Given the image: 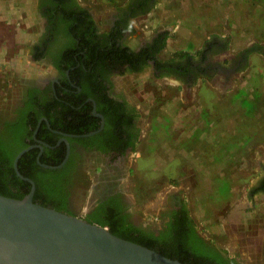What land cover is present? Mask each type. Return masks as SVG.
<instances>
[{"label":"rangeland","instance_id":"rangeland-1","mask_svg":"<svg viewBox=\"0 0 264 264\" xmlns=\"http://www.w3.org/2000/svg\"><path fill=\"white\" fill-rule=\"evenodd\" d=\"M78 1L102 21L103 29L116 8L127 3ZM44 22L37 0H0V105L9 107L24 84L52 72L32 56ZM133 24L140 41L146 34L167 32L163 59L198 62L208 42L223 41L225 49L209 60L232 70L243 51L262 48L248 54L229 79L216 74L206 85L200 81L189 88L169 78L146 75L135 82L130 76L117 82V90L141 111L142 142L120 179L133 220L160 229L171 197L180 195L201 236L216 240L242 264H264V193H256L264 173V126L255 128V119L234 99L247 89L264 99V0H155L150 13ZM221 185L231 189L227 198L217 195Z\"/></svg>","mask_w":264,"mask_h":264},{"label":"flooded vegetation","instance_id":"flooded-vegetation-1","mask_svg":"<svg viewBox=\"0 0 264 264\" xmlns=\"http://www.w3.org/2000/svg\"><path fill=\"white\" fill-rule=\"evenodd\" d=\"M126 1L105 21L108 27L103 29L102 21L78 0H37L45 22L39 43L33 46L32 56L52 72L26 83V91L34 89L38 99L33 108L38 121L32 135L25 138L29 144L26 148L31 147L29 151L34 152L24 166L27 171L34 169V162L40 170L60 171L72 162L68 175L74 182L69 187L67 209L62 213L87 221V217L100 205L107 204L106 208L109 205L116 207L120 215H130V222L140 226L132 218V206L122 193L120 179L142 142L141 111L122 91L117 90V82L129 80L130 76L136 82L147 75L151 80L169 78L179 86L187 84L189 88L200 81L206 85L217 75L229 79L246 62L247 49L232 70L222 69L209 60L212 53L225 49L223 41L208 42L206 50L199 53L198 62L186 58L182 65H177L176 60L172 63L173 60L162 58L164 48L159 51L160 40L168 37L167 32L146 34L148 38L140 41L133 24L135 18L150 13L155 0ZM131 42H137V46H131ZM96 46H100V50H95ZM80 56H83L81 62ZM93 58L95 63L87 65L86 60ZM13 86L17 84L13 82ZM15 97V101H9V107L6 103L0 105V113L9 112L12 121L18 118V111L26 103L22 100V93L17 92ZM4 98L8 99L7 96ZM63 105L74 111L64 114ZM111 117L115 119L111 120ZM2 121L0 130L4 126ZM112 121L116 124L112 125ZM52 122L58 127H53ZM120 128L125 132L122 135L118 133ZM72 131L82 133L69 134ZM60 148H65V157L60 165L41 162L44 159L53 163L61 156ZM45 166L60 167L50 169ZM16 175L31 185L27 196L35 185V196L36 182ZM262 184L264 173L258 187ZM168 208L172 211L176 207L174 203H168Z\"/></svg>","mask_w":264,"mask_h":264},{"label":"trees","instance_id":"trees-1","mask_svg":"<svg viewBox=\"0 0 264 264\" xmlns=\"http://www.w3.org/2000/svg\"><path fill=\"white\" fill-rule=\"evenodd\" d=\"M68 17L69 16L67 15L66 18ZM160 42H162V45L159 51L165 47L166 38L163 41L160 40ZM95 50H100V46H96ZM261 51L262 48L259 45H254L246 50L247 55L258 52L261 53ZM247 55L246 57L244 56L246 60ZM184 59L186 58L176 60L177 65H182L181 62ZM82 60L83 56H80V62ZM95 61L96 59L94 58L93 60H86L87 65H92ZM174 61L175 60H173L172 63H174ZM76 64L77 63H75V65ZM26 85L24 84V86H22L23 88L20 90V94L22 93L23 97L22 100L26 103L24 108L18 111V118L12 121L9 112L3 111L0 113V122L2 120L5 121H2L4 126L2 130H0V195L18 200H23L27 196L30 192L31 185L27 182L21 181V179L17 177L13 169V161L15 156L29 145L25 142V138L32 135L38 121L37 113L33 109L37 105L38 99L34 89L27 90L29 92L26 91ZM241 97L246 100L245 95ZM234 99L239 98L237 97ZM241 102H243L242 99ZM247 107L248 109H251L250 106ZM62 111L64 114H70L74 110L63 105ZM79 115L80 113L78 116ZM207 115L208 114L206 113L205 117H207ZM114 119L115 117H111V120ZM211 123L212 122L207 118L206 124L210 126ZM115 124L116 123L112 121V125ZM52 126L55 128L58 127V125H55L53 122ZM30 127L33 129L30 130ZM74 132L75 131H72V133L70 132L69 134L82 133V131H79L78 133ZM118 133L120 135L124 134V129L120 128ZM61 150V156L53 163H48L44 159L41 162L52 166L60 165L65 157V148L64 150L63 148ZM33 152L34 150H31L23 155L19 161L18 168L24 177L30 178L36 182L37 189L34 196V202L44 207L51 206L60 212L66 210V203L70 191L69 187H71L72 182H74L71 178L72 176L69 177L68 175L72 162L67 163L65 168L60 171H43L33 162L32 166L34 169L31 168V170L29 169L27 171L24 164L27 159L33 156ZM227 185H229V182ZM227 185H221L217 190L218 194H215H217L218 197L227 198L228 190L231 192L230 187ZM21 190L24 191L21 192ZM260 192L264 193V184L257 187L256 193ZM186 201L187 200L180 197V195L171 197V203H174V207L177 209L175 208L172 211L168 210L163 214L164 216L162 215L164 224L158 230L132 224L130 222V215H120L114 206L109 205L107 209V204L100 205L96 210L97 212L95 211L87 217V221L91 224L107 227L111 233L122 239L155 250L162 255L173 260H178L183 264H241L236 258H231L226 250L220 248L216 244V240L211 241L204 236H201L198 225L195 223ZM196 205L199 206V204ZM106 210L107 212H105ZM104 214L105 216H103ZM165 220L168 221L165 223Z\"/></svg>","mask_w":264,"mask_h":264},{"label":"water","instance_id":"water-1","mask_svg":"<svg viewBox=\"0 0 264 264\" xmlns=\"http://www.w3.org/2000/svg\"><path fill=\"white\" fill-rule=\"evenodd\" d=\"M30 149L14 161L16 173L25 180L18 162ZM34 192L33 184L23 200L0 195V264H183L107 227L39 205Z\"/></svg>","mask_w":264,"mask_h":264},{"label":"crops","instance_id":"crops-1","mask_svg":"<svg viewBox=\"0 0 264 264\" xmlns=\"http://www.w3.org/2000/svg\"><path fill=\"white\" fill-rule=\"evenodd\" d=\"M243 95L246 96V100L243 97H241V93L236 95L235 97L236 98L238 97L240 100L242 99V101H243L242 104L245 107V111H246L245 115H249L251 119H255V122L252 123V125L255 128H257V127L263 128V126H264V123H263L264 122V120H263L264 110L262 109V106L264 104V102H262L263 96L257 95L255 93H248V89H247V93L242 94V96ZM263 101H264V99H263ZM247 106H250L251 109H248ZM261 118H262L263 122H260Z\"/></svg>","mask_w":264,"mask_h":264},{"label":"built area","instance_id":"built-area-1","mask_svg":"<svg viewBox=\"0 0 264 264\" xmlns=\"http://www.w3.org/2000/svg\"><path fill=\"white\" fill-rule=\"evenodd\" d=\"M262 38H264V35H263V37Z\"/></svg>","mask_w":264,"mask_h":264}]
</instances>
